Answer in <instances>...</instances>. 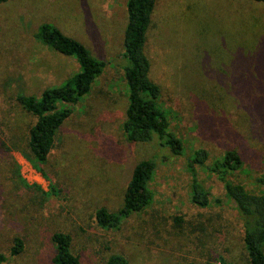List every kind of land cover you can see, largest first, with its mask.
I'll return each instance as SVG.
<instances>
[{"label": "rangeland", "instance_id": "374dc122", "mask_svg": "<svg viewBox=\"0 0 264 264\" xmlns=\"http://www.w3.org/2000/svg\"><path fill=\"white\" fill-rule=\"evenodd\" d=\"M126 0H11L0 4V253L4 264H53L54 233L71 238L81 264L121 255L128 264H249L238 213L207 169L198 176L209 206L190 201L186 160L206 164L226 151L242 159L228 180L264 193V5L249 0H158L147 30L157 107L181 142L173 155L129 142L122 131L127 85L123 36ZM50 23L107 63L56 136L41 176L26 160L35 118L16 102L39 97L78 71L72 58L35 34ZM154 158L152 202L116 228H101L98 209L116 213L133 168ZM14 239L22 242L11 255Z\"/></svg>", "mask_w": 264, "mask_h": 264}, {"label": "trees", "instance_id": "16d2710c", "mask_svg": "<svg viewBox=\"0 0 264 264\" xmlns=\"http://www.w3.org/2000/svg\"><path fill=\"white\" fill-rule=\"evenodd\" d=\"M11 0H0V4ZM158 0H128L127 24L123 36L124 78L127 85L125 120L122 131L132 143L148 144L156 141L158 147L173 155L181 156V142L169 129L165 114L157 107L160 88L149 77L150 62L145 53L146 35ZM264 5V0H249ZM35 38L56 53L72 58L78 71L56 87L44 90L39 97L18 96L16 102L35 118L28 130L24 156L32 167L44 176L41 166L47 164L48 155L54 148L56 136L64 122L71 116L73 107L91 90L95 80L104 72L107 63L95 58L77 40L66 36L50 23L41 24ZM208 154L198 150L186 160L190 174V201L199 208L209 206L208 193L199 180L198 169L210 171L223 185L226 197L232 202L242 227V243L249 264H264V193L250 192L240 184L228 180L229 174L242 166L241 156L226 151L210 166ZM154 158L140 161L133 168L126 185L121 208L111 213L100 208L95 213L101 228H116L135 213L142 212L154 198L150 187L155 173ZM50 241L53 247V264H81L70 251L71 238L67 234L54 233ZM23 245L14 239L11 255H19ZM5 257L0 253V264ZM104 264H128L121 255L110 256Z\"/></svg>", "mask_w": 264, "mask_h": 264}, {"label": "crops", "instance_id": "0c3cea01", "mask_svg": "<svg viewBox=\"0 0 264 264\" xmlns=\"http://www.w3.org/2000/svg\"><path fill=\"white\" fill-rule=\"evenodd\" d=\"M127 1H128V0H126V2H125V7H124V8H125V13H126V24H127V8H126ZM125 26H126V25H125ZM124 30H125V29H124ZM123 34H124V33H123Z\"/></svg>", "mask_w": 264, "mask_h": 264}]
</instances>
